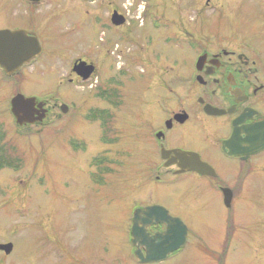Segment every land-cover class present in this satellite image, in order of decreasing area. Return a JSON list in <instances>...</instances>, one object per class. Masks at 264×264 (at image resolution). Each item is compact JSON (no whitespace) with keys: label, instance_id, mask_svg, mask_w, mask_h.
Listing matches in <instances>:
<instances>
[{"label":"flooded vegetation","instance_id":"1","mask_svg":"<svg viewBox=\"0 0 264 264\" xmlns=\"http://www.w3.org/2000/svg\"><path fill=\"white\" fill-rule=\"evenodd\" d=\"M15 41L37 43L40 51L10 76L0 67L3 76L13 79L40 59L44 70L51 60L57 85L80 96L67 102L12 94L8 111L15 126L39 133L52 124L63 131L82 120L95 142H88L81 152L87 158L79 164L105 179L112 160L122 156L114 145L125 137L132 143L129 164L140 172L137 182L160 186L174 197L170 204L152 192V201L131 207L130 264H165L187 245L188 219L211 211L212 204L225 209L230 228L238 202L262 195L263 203L256 204L264 207V0H4L0 51L7 53ZM163 47L189 61L169 59ZM156 52L167 59L157 64ZM127 86L142 91L124 118ZM16 95L41 103L44 117L18 126L10 106ZM99 145L115 148L113 156L92 159L88 149ZM153 206L181 220L186 243L165 259L146 263L135 235L157 238L167 230L156 212L145 213ZM255 223L264 229V215ZM263 236L257 232L252 241L262 251ZM214 264H222L221 256Z\"/></svg>","mask_w":264,"mask_h":264},{"label":"rangeland","instance_id":"2","mask_svg":"<svg viewBox=\"0 0 264 264\" xmlns=\"http://www.w3.org/2000/svg\"><path fill=\"white\" fill-rule=\"evenodd\" d=\"M3 5L4 0H0V10ZM163 48L169 59L189 61L174 49ZM157 55V64L167 59L160 52ZM40 61L13 79L3 76L0 70V151L4 153L2 158L10 162L0 166V244L10 243L13 247L8 256L0 252V264H130L127 227L131 207L152 201V192L157 200H168L170 204L176 201L173 196L168 198V192L160 186L137 182L140 172L136 175V167L129 164L132 143L125 137L114 145L117 151L122 148V156L112 160L105 179L88 174L79 164L87 158L81 152L88 142H95L82 120L63 131L52 124L39 129V133L37 128L15 126L8 111L12 94L67 102L80 97L57 85L51 60H44L48 62L44 70L39 69ZM141 91L140 87H125L124 118L129 104ZM69 141L80 144L82 151ZM93 148L88 149L92 159H100L104 153L110 158L115 151L112 146ZM169 192L175 193L172 189ZM261 196L235 205L238 214L233 229L227 212L217 204L201 216L193 215L188 219L192 230L187 245L165 264H214L217 255L222 264H264V251L252 246L256 233H264L255 223L264 215V207L256 204L263 203ZM184 199L181 196L187 206Z\"/></svg>","mask_w":264,"mask_h":264},{"label":"water","instance_id":"3","mask_svg":"<svg viewBox=\"0 0 264 264\" xmlns=\"http://www.w3.org/2000/svg\"><path fill=\"white\" fill-rule=\"evenodd\" d=\"M38 50L37 43L15 41L7 47L9 56L6 55L7 53L0 51V67L5 71L7 76H10L20 65L32 59ZM10 106L11 114L18 126L32 124L34 121H40L44 117V111L41 110L39 112L43 105L40 103L35 106L34 98L16 95L11 99ZM35 115L37 118L34 120ZM192 169L198 173L201 171L198 166ZM155 212L157 213L155 219L167 224L165 235L157 238H149L143 233H140V236L135 235L138 241L136 244L137 249L144 248L146 250V258L144 259L146 263L158 262L165 259L169 253L183 247L186 242V227L180 219L171 217L165 209L158 206L148 207L145 211L149 217ZM11 250V244L0 245V251H3L6 255ZM140 253L139 250L136 252L138 257L142 258Z\"/></svg>","mask_w":264,"mask_h":264},{"label":"trees","instance_id":"4","mask_svg":"<svg viewBox=\"0 0 264 264\" xmlns=\"http://www.w3.org/2000/svg\"><path fill=\"white\" fill-rule=\"evenodd\" d=\"M0 166H3L4 163L9 164L10 162L6 160L5 158H2V154H4L2 151H0ZM10 165V164H9Z\"/></svg>","mask_w":264,"mask_h":264}]
</instances>
